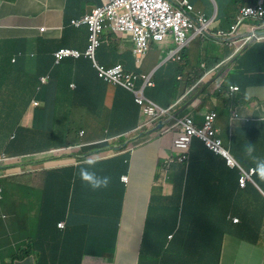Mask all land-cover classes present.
<instances>
[{
    "label": "clouds",
    "instance_id": "1",
    "mask_svg": "<svg viewBox=\"0 0 264 264\" xmlns=\"http://www.w3.org/2000/svg\"><path fill=\"white\" fill-rule=\"evenodd\" d=\"M238 1L240 0H234L235 3ZM104 5L105 0H102L100 5L93 6L90 12H87L83 17L78 18V20L92 14L97 7H102ZM171 5L174 10L181 9L184 14L183 19L190 24V27L185 32V36L182 37L181 40H176V34L173 29L168 26L167 21H165L163 28H156L154 32L145 37L144 40H138L132 32L127 31L121 33L114 31L111 27H109L100 35V45L96 48L94 58H92L88 55L92 35L90 28L86 24L76 27L73 25V20L76 19H72L71 25L69 26H74L76 28L85 26L89 30V40L86 49L82 51L78 47L69 48L63 46L54 52L55 65H60L69 59L78 60L83 57L91 60L92 66L99 73V78L107 84L105 85V88L110 86L115 87L112 106L108 111L109 116L113 119L111 124L114 126L121 125L120 123L124 124L127 114L137 112L139 122L135 128L123 133H118L113 137L104 138V136H101L96 137L94 140H88L85 137L86 131L82 130L78 136L80 140H78V143L74 142L69 146L25 153L24 145L26 143V132L33 131L34 133H37L40 130H46H43L42 126L35 124L31 127H27L23 122L29 114L30 109H34V113L36 115L40 114V118L45 116L48 119L51 130L46 132L52 131L55 120L59 83L57 80L51 78V74L49 72H46L38 77L39 79H37L35 84L33 82V91L29 94L25 92L8 94L4 92L0 93V101H2V98H5L3 105L0 106V121L9 119L11 122V124L0 123V127L5 129L3 131L8 132H6L9 136L6 150L11 153V155H9L5 150L4 153L0 154L1 218H6L15 214L17 207L13 200L14 198L21 193L30 194L32 197L31 193L33 191L29 188L31 184L34 182H36V184L43 183L45 184V189L49 193L53 194V200L48 204L46 201H41L40 214L44 217V223L40 236L47 237L48 235H68L70 237L79 233V231H75L71 234V231H67V228H73L76 225H81L86 227V229L85 231H82L81 240H83L84 245L81 249H79V252L82 253V256L85 255L83 253H91L98 246L101 236H96L90 233L91 229L87 222L104 228L106 218H110L109 214L108 212H104L103 209H101L99 214L95 213L94 210H86L87 212L83 213L75 210L87 200H89V203L93 202L91 204H100V200L103 201V187L107 186L108 179L106 177L103 179L97 178L92 185L91 183L88 184L89 186L87 187L89 190L75 192L72 204L69 201V204L66 207H55V202L61 203L66 200V188L58 184L55 185L54 182L50 180V175L55 169L67 167H73V169H75L81 164H90L94 161L110 160L129 154L130 156L125 159V164L127 165L125 172L120 176L119 181V185L125 187L124 203L131 181L132 168H136L135 164H132V157L135 151L134 143L136 141L134 138L139 136L140 138H138V141L139 144L142 143V145H148L151 142L161 140L169 135L172 136L173 155L170 161L162 160L161 163H154L153 167L146 166L142 174H140V172L136 169L135 181H140L150 187L154 182L157 183L156 181L160 180L161 172L163 171V182L166 181L167 183L173 185V193L170 196H164L162 195V192H160L157 197L173 198L175 200L174 205L178 207L180 212H184L183 184L181 186L180 181L178 183L171 182L168 176V171L172 168V166H181L186 177L190 174L188 171L190 168L193 143H196L201 147L203 146L207 151L202 158L198 156L193 163L192 171H194L197 179L208 178L209 173L213 168L211 162L218 157L225 161V165L228 169L238 171V183L240 189H246L248 184L251 183L261 193L262 197H264L262 188L256 183L254 178L257 171L264 172V160L257 163V171L254 167L248 168L241 163L242 157L255 148L254 140L258 139L259 135L256 136V134L248 132H245L246 134L242 135L243 131L241 129L234 131L232 127L229 139L228 141H225L219 127L220 120L218 121V110L214 105H208V103L204 102L203 97L205 96L207 90L202 91V83L208 78L207 76H215L216 79H214L210 85L213 88V95L211 96H213L216 100H223L225 107L231 103V108L226 109V115L232 126L233 124L231 121L237 117V110L233 108V105L238 106L239 100L243 97L248 98V96L238 85V80L232 83L231 79L236 76H241V74L243 76H249L251 72L254 74L256 73V68L254 67L255 65L248 62L251 66L246 69V67L240 63L238 59H242L246 53L249 54V48L245 47V44L253 36L254 32H256L255 41H264V32L262 31V29H264V0H254V2L240 4L237 9V21L231 22L228 26L223 24V19H225L228 15L221 16L219 14V7L216 2V12L210 16L206 15L202 11H197L194 0H175L171 2ZM188 6H191L192 8L189 9ZM248 7H251L254 10L258 9L262 12L254 13V11H246ZM153 8L157 7L155 6ZM249 27H251L250 30L244 31L249 29ZM41 31L45 32L46 27L41 28ZM109 33L114 35L112 43L115 51L113 49V55L111 56L113 64L106 66L98 61L97 54L102 45L107 43V36ZM117 35L127 37L130 40L132 46L129 50H120L118 48L116 43L118 39ZM3 38L4 37H0V50L5 48L3 47ZM207 39H211L213 41L215 40L221 45L229 46L232 49V52H228L226 56L214 61L210 67H204L203 72H200L197 75L187 76L182 73L180 64L184 61V55L187 49L194 41ZM19 43V41H13L11 44L17 45ZM154 47L160 48L159 59L156 63H154V68L147 72L144 70V66L146 65L147 58ZM62 50H69L68 55H65V57L61 60H58L56 54ZM71 51L78 52L79 56H72ZM115 52L119 56V62L117 63H115ZM23 53L24 52H19L14 55L12 60H10V63L8 62L9 59L4 60L14 69L24 71L26 68L22 66V63L25 61L27 56H22ZM22 57H24V59ZM18 59H21V61L17 62ZM43 63L44 60L42 61L41 66ZM65 65L67 66V64ZM236 65L237 68L235 69V72L231 73L232 68ZM99 68H103L105 70L118 68L120 69L121 76L118 81L102 77L100 75ZM262 69L264 70V64L262 65ZM257 75L262 76L259 71L257 72ZM51 83L55 84V87L52 89V100L43 104L38 98H36V96L38 92L48 88ZM71 87L75 88L76 86L75 84H72ZM119 88L123 91L122 94L117 97L116 91ZM24 97L28 102L27 105L21 102ZM28 97L29 100H27ZM158 101L164 103L165 105L159 103ZM53 104L54 110L52 112ZM43 106H45V108L40 109ZM17 108H26V113L20 120L19 126H15L14 122L18 118L16 111ZM104 108L97 111L93 116L100 120ZM6 110H9L7 112L14 118H10L7 114H5L4 111ZM107 120L109 121V117ZM262 122L263 121L257 120L255 125ZM124 151L127 153L121 154ZM263 152L264 150L262 153ZM236 155L240 158L241 162L238 160ZM35 161H38L40 165L39 167L36 166ZM49 161L55 162V166H53V169L50 170L48 169L51 167L49 165ZM252 170L253 172L251 173ZM29 173L37 174L35 177L36 181L26 182L22 178L24 175ZM46 173H50L48 178L45 176ZM245 174H249L250 179H247L245 186L242 187L240 180ZM115 175L118 179L117 173ZM40 179H44V181L38 182ZM17 183H24V186L27 189L16 190ZM54 186L59 187L60 191L51 188ZM93 188H97V190L95 191ZM69 195L72 198V191ZM155 197L156 194H153L151 197V205ZM6 203L9 204L7 205ZM64 208H67V210ZM25 212L26 210H24V213ZM59 215H61L62 218L57 223V231L43 229L44 226ZM256 215L254 217L253 224L257 231L258 222L256 220ZM229 219H231L233 224L240 223V219L237 216L229 215ZM117 222L120 224L119 221ZM262 230H264V222ZM100 231H103V229ZM100 235H102V232H100ZM225 235L239 241L246 242L233 236L232 234L227 233ZM69 237L65 238L70 240ZM37 238L29 239L26 243L25 249L22 251H24V253L28 252L31 248L30 245L32 244V241H35ZM173 238V235L168 237L169 240H172ZM223 243L224 239L222 240L221 249L219 250L216 246L214 250L215 254L220 252V255L217 256V264H219V259H221L222 256ZM261 246H264V237L263 245ZM31 256H35V260L42 259V257L35 254H30L29 257ZM62 264H74V260L64 261Z\"/></svg>",
    "mask_w": 264,
    "mask_h": 264
},
{
    "label": "crops",
    "instance_id": "2",
    "mask_svg": "<svg viewBox=\"0 0 264 264\" xmlns=\"http://www.w3.org/2000/svg\"><path fill=\"white\" fill-rule=\"evenodd\" d=\"M68 1L69 0H0V37H4L2 39L4 44L3 47L8 50V48L12 46L11 43L13 41H19L20 43L13 45L12 48L17 52H24L27 56L22 63V66L26 68V70L20 71L6 63L5 60L11 57L10 53L4 56V58L0 53V93L25 92L29 94L33 91V80L37 76L35 68L41 67V63L43 59L46 58L48 52L58 45L56 42L63 38L66 27L64 24L65 10L68 8ZM215 2L219 7V14L221 16H226L233 11H238L237 9L240 4L254 2V0H240L237 3H235L234 0H194L196 10L202 11L208 16L216 12ZM43 27H46L45 32L41 31ZM250 28L251 27L244 31H248ZM262 31L264 32V29H262ZM255 40L256 32L253 33V36L245 44V47L249 48V54L246 53L242 59L238 60L246 69L249 68L251 64L255 65L256 73L254 74L251 72L249 76H243L241 74V76H236L231 79L232 83L238 80V85L250 99L248 100V98L243 97L239 100L238 106L233 105V108L237 110V117L231 121L233 124L232 127L234 131L241 129L243 131L242 135H245V132L256 134V136L259 135V138L254 140L255 148L242 157V162L250 159L247 162V167L250 166L253 161L261 159L262 151L264 150V70L262 69V65L264 64V41ZM116 43L120 50H129L132 46L127 37L118 36ZM78 46L76 39H74V41L69 40L65 43V47L69 48H77ZM228 52H232L229 46L221 45L215 40L207 39L194 41L185 52L184 61L180 64L181 72L187 76L197 75L203 72L204 67H210L214 61L226 56ZM43 53H45V56H43ZM159 55L160 48L154 47L147 58L144 70L147 72L151 71L154 68V63L159 59ZM248 62L251 64H248ZM236 68L237 65L232 68L231 73H234ZM258 71L262 76L257 75ZM207 77L208 78L202 83V91L207 90L203 100L208 103V105H214L218 110V121L220 119L223 120L227 118L226 109L231 108V103L225 107L223 100H216L211 96L213 95V88L210 85L216 77L213 75ZM54 87L55 84L51 83L48 88L38 92L36 98L43 104L50 102L53 97L52 89ZM105 90L106 97L104 105H101L100 101L99 103L98 101L94 102V104H96V112L105 107L100 120H97L93 116L94 114L86 110L84 111L86 121L91 127L106 125L108 117L110 123L113 122L108 111L112 106L115 87L110 86L105 88ZM88 92H91L94 97L99 95L98 92L89 91L87 88H85L83 93ZM4 99L5 98H2V101H0V106L3 105ZM27 100H29V97ZM44 108L45 106L40 109ZM257 120L263 122L255 125ZM134 121L135 113L131 112L127 114L124 124L133 123ZM0 123L11 124L9 119L2 120ZM23 123L27 127H31L35 124L42 126L43 130H51L48 119L45 116L40 118V114L36 115L34 109H30ZM84 130L86 131L85 137L88 140H94L96 138L94 134L97 133V129L86 130L85 128ZM34 134L33 131H27L25 134V153L39 151L26 150L28 148H35L34 145H31ZM138 138H140V136L134 138L136 139L134 143L135 151L132 157V164L134 163L136 168H132L131 171V181L128 187L126 200L123 203L120 219L115 217L113 218L116 220L115 221L112 218H106L104 228L87 222L91 229L90 233L101 236V238L98 242V246L91 253H83L85 255L82 257L80 256V252L77 253L74 251L69 239H61L56 235H48L45 244L53 260H59L61 256L68 254L75 260L76 264H153L149 261L141 260L140 256L138 258L136 257L135 247L138 244L139 237L143 236L147 217L152 213L156 220H165L169 216L173 219L175 212L179 210L174 205L175 200L173 198L157 197L160 192H162L164 196H170L173 193V185L166 181L163 182V171L161 172L160 180L156 181L155 179L157 183L154 182L152 186L148 187L140 181H135L136 169L142 174L146 166L153 167L154 163L157 162L158 164V162L162 160L170 161L173 155L172 136H166L148 145L139 144ZM8 141V134L0 129V154L5 152ZM125 153L127 152L124 151L121 154ZM35 164L37 167L40 166L38 161H35ZM49 165L51 167L48 169H53L55 162L49 161ZM225 173L229 177L231 175V170L227 168ZM188 176L194 178L193 174H189ZM94 182L95 180L91 182V185ZM24 185V183H17L16 190L27 189ZM29 188L33 191L31 193L32 197L30 194L26 193L19 194L13 199L17 207L15 214L6 218L0 217V264H10L12 259L25 249L29 239L37 238L41 234L44 223V217L40 214L41 201H46L47 204L51 203L53 194L45 189V184L43 183L36 184V182H34ZM51 188L60 191L59 187L54 186ZM94 190L96 191L97 188ZM153 194H156V197L153 199L151 205V197ZM109 204L110 203H108V205ZM24 210H26L25 213ZM159 210H161L162 213L157 215L156 212ZM117 221H119L120 224H118ZM200 221H204L202 216H193L192 220L190 222L187 221L182 227L178 225V228L168 233L165 231V233L167 237L173 235L182 250L189 253L188 256L190 258L192 256L196 264L198 263L194 258L195 254L192 252L191 245L197 242L200 243L204 248L202 253L205 254L206 264H210V255L205 252H211V250L209 246H205L206 243L199 238V232L201 231L194 229V227L198 226ZM101 229H103V231H100ZM100 232H102V235H100ZM223 239L222 256L221 259H219V264H264V246H261L260 243L258 245H253L227 235H225ZM35 262V256H28L23 260H16L14 264H35Z\"/></svg>",
    "mask_w": 264,
    "mask_h": 264
},
{
    "label": "trees",
    "instance_id": "3",
    "mask_svg": "<svg viewBox=\"0 0 264 264\" xmlns=\"http://www.w3.org/2000/svg\"><path fill=\"white\" fill-rule=\"evenodd\" d=\"M102 3V0H69L68 8L65 10V22L66 25L63 38L56 42L58 45L53 47L48 52L41 67L37 68V76L34 78V84L37 82L38 77L46 72L51 74V78L57 80L59 83L58 96L55 110V120L53 129L51 132L38 131L34 134L31 145L35 148H28L26 150H47L51 148H59L72 145L74 142H78L80 131L97 129L95 137H113L118 133H123L135 128L139 122L137 112H135V121L133 123H126L114 126L108 120L106 125L101 127H91L86 121L84 111H89L92 114L96 112L95 101H100V104L104 105L106 90L105 84L101 78H99L98 71L92 66L91 60L83 57L81 59H69L60 65H55L54 52L59 48L65 46V43L69 40L78 42V48L85 50L89 40V30L87 27L76 28L71 25V21L74 18L83 17L87 12H90L91 8L95 5ZM107 43L102 45L97 54L98 61L106 66L113 64L111 56L113 55V49L115 48L112 43L114 35L108 34ZM13 46V45H12ZM4 48L0 50L2 57L7 56L10 53L12 60L13 56L18 54L14 48ZM25 56V53L22 54ZM39 56V55H38ZM45 56V53H43ZM24 59V57H22ZM44 58V57H43ZM18 59L17 62H20ZM119 62V56L115 52V63ZM7 63V62H6ZM18 64V63H17ZM67 64V66L65 65ZM75 84V88L71 85ZM104 87H103V86ZM103 88H102V87ZM85 88L89 91L98 92L99 95L94 97L91 92L83 93ZM122 89L119 88L116 91V96L122 94ZM28 104L25 97L21 101ZM165 105L164 103L158 101ZM67 104V105H66ZM104 108V107H103ZM26 108L16 109L17 120H15V126L20 125V120L26 113ZM6 110L4 111L10 118H14ZM14 111V110H13ZM99 120V119H97ZM1 131L5 130L1 128ZM7 132V131H6ZM8 133V132H7ZM25 148V147H24ZM207 151L202 146L193 143L191 151V161L188 173L193 174L194 178L185 176L182 167L172 166L168 171L170 181L183 184V199H184V212H175L173 219L170 216L165 220H156L154 214H149L145 224V230L143 237H139L138 244L136 245V257H141V260L149 261L153 264H196L194 259L188 256L189 253L184 252L181 246L177 243L176 238L169 240L165 231H169L183 226L187 221H191L193 216H202L204 221H200L197 229L199 232V238L209 246L211 252H205L210 255V264H217L220 252L215 254L214 250L216 246L220 250L222 247V240L225 234H232L233 236L240 238L253 245H263L264 230H262L264 222V197L261 193L249 183L247 188L242 190L239 188L238 183V171L231 170V175L228 177L225 171L227 167L225 161L221 158H215L212 162V169L206 179H197L193 170V163L197 157H203ZM6 153H11L6 150ZM128 155L123 157H117L110 160L94 161L90 164H81L78 167H67L55 169L50 175V180L54 184L64 186L66 188L65 201L61 203H54L55 207H66L75 197V192L89 190L87 186L97 178H107L108 183L106 187H103V201L100 204H91L89 200L85 201L78 209L77 212H87L86 210H94L99 214L101 209L104 212H108L110 218L120 219L122 214V207L124 201L125 187L119 185L120 176L125 172L126 164L125 159ZM238 160L240 158L236 155ZM250 160V159H249ZM244 160L241 162L247 167V162ZM264 160V152L262 158L253 161L248 168L254 167L257 171V163ZM162 161H159L161 163ZM118 179L116 178V174ZM50 173H46L48 178ZM255 181L262 188L264 192V172L257 171L254 176ZM47 180V179H46ZM72 191V198L69 193ZM91 192V191H89ZM92 193V192H91ZM104 203V204H103ZM108 203H110L108 205ZM178 209V207L176 206ZM67 210V208H64ZM161 210L156 214L160 215ZM257 214V215H256ZM229 215L237 216L240 219L239 224H233ZM258 222V229L256 231L253 224L254 217ZM62 216H56L54 220L50 221L44 230L57 231V223L61 220ZM179 227V228H180ZM86 227L76 225L73 228H67V231H71V234L75 231L79 233L73 236L56 235L61 239L65 237L70 238V243L73 246L75 252H79V249L83 247L84 242L81 240L82 231H85ZM48 237V236H47ZM45 236L38 237L35 241H32L30 250L26 253L22 251L17 254L10 264H14L16 260H23L27 256L37 255L42 259H37L35 264H62L64 261L74 260L70 255H63L59 260H53L46 249ZM192 252L195 254V260L198 264H206L205 254L202 253L204 248L200 243H193L191 245ZM191 252V253H192ZM82 256V253L80 254ZM74 264H76L74 260Z\"/></svg>",
    "mask_w": 264,
    "mask_h": 264
},
{
    "label": "built area",
    "instance_id": "4",
    "mask_svg": "<svg viewBox=\"0 0 264 264\" xmlns=\"http://www.w3.org/2000/svg\"><path fill=\"white\" fill-rule=\"evenodd\" d=\"M175 0H105V5L97 7L92 14L87 15L83 19L73 20V25L80 27L87 25L91 32V45L88 55L94 58V52L100 45L99 37L103 31L111 27L117 32H132L138 40H144L145 37L151 35L156 28H163L165 21L168 26L173 29L176 34V40H181L185 36V32L190 24L183 19L184 14L181 9H172L171 2ZM157 8H153V7ZM191 9V6H188ZM246 11L254 13L262 12L258 9L248 7ZM69 50H62L56 54L58 60L68 55ZM71 55L78 57L79 53L71 51ZM102 77L118 81L121 72L116 68L113 70H105L99 68ZM253 170L251 171V173ZM250 179L249 174H245L240 184L245 186L246 180Z\"/></svg>",
    "mask_w": 264,
    "mask_h": 264
},
{
    "label": "rangeland",
    "instance_id": "5",
    "mask_svg": "<svg viewBox=\"0 0 264 264\" xmlns=\"http://www.w3.org/2000/svg\"><path fill=\"white\" fill-rule=\"evenodd\" d=\"M237 14H238L237 11L231 12L225 19H223V24L225 26H228L231 22H236L237 21V19H236ZM248 100H250V99L248 98ZM219 127L221 129V134H222L223 138L225 139V141H228L229 135H230V132H231V128H232L229 120L227 118H225L223 120L220 119V121H219ZM36 175L37 174L29 173V174L24 175L22 178L26 182H34V181H36V178H35ZM42 181H44V179L38 180V182H42ZM6 204L8 205L9 203H6Z\"/></svg>",
    "mask_w": 264,
    "mask_h": 264
},
{
    "label": "water",
    "instance_id": "6",
    "mask_svg": "<svg viewBox=\"0 0 264 264\" xmlns=\"http://www.w3.org/2000/svg\"><path fill=\"white\" fill-rule=\"evenodd\" d=\"M53 110H54V104H53V106H52V112H53Z\"/></svg>",
    "mask_w": 264,
    "mask_h": 264
}]
</instances>
